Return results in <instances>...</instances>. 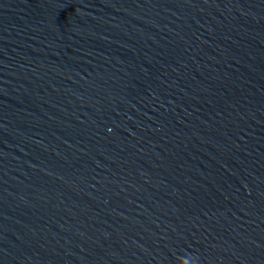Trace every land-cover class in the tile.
Instances as JSON below:
<instances>
[{"label": "water", "instance_id": "1", "mask_svg": "<svg viewBox=\"0 0 264 264\" xmlns=\"http://www.w3.org/2000/svg\"><path fill=\"white\" fill-rule=\"evenodd\" d=\"M0 264H264V0H0Z\"/></svg>", "mask_w": 264, "mask_h": 264}]
</instances>
